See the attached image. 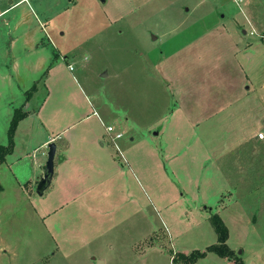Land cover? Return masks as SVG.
Listing matches in <instances>:
<instances>
[{
	"label": "rangeland",
	"instance_id": "374dc122",
	"mask_svg": "<svg viewBox=\"0 0 264 264\" xmlns=\"http://www.w3.org/2000/svg\"><path fill=\"white\" fill-rule=\"evenodd\" d=\"M16 1L0 0V8ZM25 4L32 9L30 15L24 11L25 18L52 19L41 32V45L49 53V81L42 73L48 67L39 73L26 69L20 86L31 92L26 98L38 93L39 104L50 90L52 102H46L43 113L57 101L59 110L66 112L73 110L67 98L77 99L81 88L122 133L118 148L123 155V142L147 135L159 155L142 157L137 167L122 158V195L116 202L120 210L105 219L71 212L77 215L70 219L68 214L71 228L43 227L31 206L16 201L13 189L3 182L0 241L6 252H0V264H98L101 259L93 253L98 255L104 246L106 264H175L178 253L189 255L217 244L210 222L216 213L228 228L232 259L208 253L194 264H264V162L250 164L243 185L224 187L219 179L223 174L215 175L217 163L212 158L215 149L227 148L228 137L217 128L215 137L211 133L225 115L209 116L224 110L221 103L230 98L256 97L264 84V0H106L105 4L26 0ZM22 10L16 8L18 15L12 11L4 18L20 17ZM0 31L4 32L1 24ZM245 51L255 56H245ZM5 90L10 95L11 89ZM21 95L19 90L16 105L24 99ZM215 100L218 103L210 107ZM74 103L75 112H80L82 104ZM2 104L7 103H0V129L11 120ZM21 110L27 112L28 107ZM38 150L31 155L35 157ZM178 152L182 159L169 163L168 156ZM47 153L48 146L43 158L37 156L39 165L46 163ZM18 163L26 165L24 160ZM115 197L117 192L111 198ZM66 213L57 216L66 221Z\"/></svg>",
	"mask_w": 264,
	"mask_h": 264
},
{
	"label": "crops",
	"instance_id": "0c3cea01",
	"mask_svg": "<svg viewBox=\"0 0 264 264\" xmlns=\"http://www.w3.org/2000/svg\"><path fill=\"white\" fill-rule=\"evenodd\" d=\"M25 1L17 0L15 3L10 2V5L5 8H0V24L4 28L3 33L0 31V103H7L2 105L7 107V116L11 117L10 119H12L15 111H22V107H28L27 112L24 110L25 117L16 128L13 152L6 157L5 162L0 166V186H3L0 193L6 195L3 182L7 183L6 187H9L10 190L13 189L16 201L28 204V208L31 206L34 216L36 214L46 229L49 226L53 229L65 228V226L73 227V223L68 221V214L74 211L80 213L82 211L78 215L83 218L85 215L90 216L92 214L104 219L106 216L114 217L116 211L120 210V205H116V202H121L123 182L121 176L125 166L121 164L122 158L117 149L109 141L106 127L110 126L116 132L117 128L110 123L111 120L107 117L108 115L102 114L98 104H93L92 99L81 88L77 89L78 100L67 98L70 99L67 101L72 105L73 110L66 112L59 110L60 104L57 101V106L51 107V111L48 113H43V109L46 102H52L50 90L38 104L36 103L38 93L26 98L29 89L20 88L21 79H25L26 69H29L27 73H39L48 67L42 72L45 75L50 69L49 64L46 66L49 53L41 45V32L45 28L47 29V25L52 19L39 21L25 18L24 11L28 12V15L32 13V9L25 4ZM21 6L23 10L18 17L16 8ZM12 11L17 15L9 19L4 18ZM263 42L264 40L261 41V43ZM244 54L251 58L255 56L254 53L251 55L247 51ZM52 72L53 78L56 80L55 71ZM49 74L48 72L45 76L47 82L49 81ZM45 80L44 86H46ZM37 81L39 79L34 81L33 85L37 84ZM34 86L36 91L37 86ZM263 86L264 84L257 88L256 97L230 98L225 104L221 103V105H225L224 110L218 113L215 111L213 115H209L210 117L218 114L221 115L220 117L225 115L222 122L226 124L215 125L214 133H211V137H215V129L217 128L224 130L228 137L227 148L215 149L214 153L211 152L215 156V158L211 157L213 162L216 161L217 163L213 168L214 173L216 175L217 172H220L224 175L219 178L224 187L243 185L247 178L245 173L251 167L250 164L253 161L264 162V138L258 139L260 131L264 134V92L263 94L260 93ZM5 89H11L9 92L11 98ZM19 90L22 93L21 98L23 94L25 97L22 102L16 105L15 101ZM75 101L82 104L83 109L80 112H75L78 108L74 103ZM216 103H218L216 100L210 102L209 106L214 108ZM210 117L205 119L213 122L214 118ZM35 122L39 126L37 123L35 125ZM9 124L6 126L4 123L1 126L0 145L7 143L8 129L6 128H9ZM206 130H208V126L203 132L205 133ZM137 141L130 139L129 143L123 142V158L125 161L129 160L134 167H137V163L140 165L142 157L152 158L155 153L159 155L157 148L153 145L154 141L148 135L140 137ZM51 143L56 145L54 174L50 186L42 196H38L35 190L43 177L45 164L39 165L37 156L43 158L45 147ZM247 145H251V147L248 149ZM244 148H247L248 154L245 153L244 155ZM37 150L39 153L35 157L32 156L31 154H36ZM161 153L165 156V150ZM164 156L161 155V157ZM180 156V152L177 155H170L167 161L172 163V160H176L178 163L182 159ZM21 160L26 161V165L20 164L18 166V162ZM161 161L162 163L165 162L164 160ZM140 172L141 176L149 183L150 180L146 171L141 169ZM116 192L118 197L113 200L111 197ZM11 196L14 200L13 194ZM36 199L37 205L34 203ZM223 209L225 208L223 207ZM3 211L4 209L0 210V217ZM63 211L67 212L63 214L67 218L66 221L60 220L57 216ZM51 216L57 217L50 223L43 222V220L50 219ZM69 217L73 219L77 215L71 214ZM61 224H63L62 227L59 226ZM4 248L6 250V246L0 241V252ZM104 249L105 246L103 250H99L98 255L93 253V256L104 261L102 264H106L105 257L107 254L103 252Z\"/></svg>",
	"mask_w": 264,
	"mask_h": 264
},
{
	"label": "trees",
	"instance_id": "16d2710c",
	"mask_svg": "<svg viewBox=\"0 0 264 264\" xmlns=\"http://www.w3.org/2000/svg\"><path fill=\"white\" fill-rule=\"evenodd\" d=\"M35 91V86H33ZM31 88V89H32ZM28 93V92H27ZM28 94H31L29 92ZM25 112L15 111L7 131V143L5 145H0V166L5 162L6 157L13 152L14 148V135L19 122L25 117ZM211 226L217 236V244L207 247L204 251H194L189 255L178 253L174 256L175 264H194L199 259L206 256L208 253H215L220 257H228L232 259V250L227 246V240L229 236V231L221 217L217 214L210 216ZM235 264H238L235 262ZM240 264V263H239Z\"/></svg>",
	"mask_w": 264,
	"mask_h": 264
},
{
	"label": "water",
	"instance_id": "95a60500",
	"mask_svg": "<svg viewBox=\"0 0 264 264\" xmlns=\"http://www.w3.org/2000/svg\"><path fill=\"white\" fill-rule=\"evenodd\" d=\"M101 4H105L106 0H98ZM56 153V145L51 143L48 145L47 161L43 172V177L38 182L36 187V193L38 196H42L44 191L50 186L53 174H54V159ZM98 264H102V261H98Z\"/></svg>",
	"mask_w": 264,
	"mask_h": 264
},
{
	"label": "built area",
	"instance_id": "2783aa9c",
	"mask_svg": "<svg viewBox=\"0 0 264 264\" xmlns=\"http://www.w3.org/2000/svg\"><path fill=\"white\" fill-rule=\"evenodd\" d=\"M106 132L109 136V141L110 143L117 149L118 151V154L121 156V158H123V155L122 153L119 151V148H118V141L122 138V133H117L112 127H106ZM264 138V134L263 133H260L258 134V139H263ZM124 159V158H123Z\"/></svg>",
	"mask_w": 264,
	"mask_h": 264
}]
</instances>
